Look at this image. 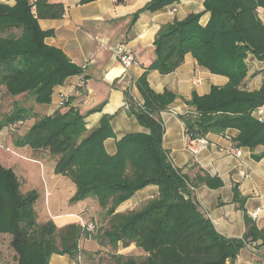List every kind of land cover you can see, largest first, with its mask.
I'll return each instance as SVG.
<instances>
[{
	"label": "trees",
	"instance_id": "obj_1",
	"mask_svg": "<svg viewBox=\"0 0 264 264\" xmlns=\"http://www.w3.org/2000/svg\"><path fill=\"white\" fill-rule=\"evenodd\" d=\"M14 1L13 6L0 3V88H5L3 96L0 94V132L8 128L14 146L28 147L34 157L55 161V174L76 187L71 203L94 199L105 211L100 222L93 219L88 223L94 224L95 230L80 224L59 228L52 220L41 223L36 210L39 193H24L15 171L0 160V236L11 239L16 264H50L54 255L76 259L83 255L92 264H227L236 260L246 244L264 248V229H258L251 219L247 218L243 239H228L202 214L191 188H220L222 182L204 175L199 184H191L172 165L163 148L160 113L177 97L154 92L148 81L151 71L171 74L192 54L200 67L227 77L229 84L212 87L205 96L194 93L185 101L194 110L182 116L188 139L235 129L239 131L238 148L264 149V122L255 114L264 105V84L259 91H249L246 84L248 56L264 60V24L258 15L264 10V0H203L205 13L210 14L207 26L200 24L201 13L160 28L154 41L156 60L136 82L138 96L125 92L129 114L149 134L124 136L113 156L104 146L114 135L112 117L104 116L99 126L89 131L86 116L69 102L64 104L65 111L51 116L38 115L28 106V102L51 104L54 90L69 78L83 75L84 70L63 51L46 44L52 33L39 24L41 20L62 19L64 4ZM94 1L82 0L81 4ZM177 1L152 0L132 22L136 23L141 12L155 13ZM6 103L10 108L4 111ZM27 122L33 124L22 134ZM263 157L264 150L254 155L256 160ZM148 187L157 188L151 199L136 210L118 213L122 204ZM235 201L243 206L237 188ZM82 238L96 240L100 249L81 251ZM120 243L124 248L135 245L145 255L118 254ZM108 248L107 259H97Z\"/></svg>",
	"mask_w": 264,
	"mask_h": 264
},
{
	"label": "crops",
	"instance_id": "obj_2",
	"mask_svg": "<svg viewBox=\"0 0 264 264\" xmlns=\"http://www.w3.org/2000/svg\"><path fill=\"white\" fill-rule=\"evenodd\" d=\"M36 1L31 0L32 3ZM49 1L64 4L66 14L59 20L39 22L43 31L52 33L45 42L63 51L84 73L69 78L64 85L57 87L51 104H27L33 107L36 114L51 116L58 110L65 111L64 104L69 102L86 116L89 131L98 127L104 116L112 117L114 135L105 141L104 146L106 152L113 156L117 153V142L124 136L149 134L129 114L125 92L131 90L138 96L136 82L156 60L154 41L157 32L164 25L182 22L192 14L201 13L200 24L205 27L210 14L205 13L203 0H178L155 13L141 12L136 23H133L134 15L152 0H97L88 4H81L82 0ZM5 3L15 5L14 0H6ZM174 9L177 10L175 13ZM258 15L264 24V10H259ZM120 44L128 45L135 55L136 62L127 71L114 54ZM246 62L248 90L259 91L264 84V60L249 55ZM148 81L154 92H170L177 97L167 110L160 113L164 126L163 148L172 165L191 184H199L204 175L222 182L220 188L199 185L193 192V198L205 218L212 222L221 236L228 239H243L247 232V218L263 230L264 157L256 160L254 155L261 154L264 149L252 152L249 148L240 147L243 155L235 157L232 151L238 148L239 131L229 129L225 133H209L205 137L208 146L200 154L193 155L188 150V136L182 116L193 114L194 110L185 101L191 100L194 93L205 96L212 87L224 88L229 84V79L200 67L194 56L187 54L177 71L167 75L151 71ZM4 92L5 88L1 87L0 94ZM64 97L67 101H63ZM21 100L25 101L24 96ZM32 124L27 122L23 126H28L27 131ZM0 160L4 167L15 171L24 193H39L36 210L41 223L52 220L61 228L70 224L83 227L93 219L98 221V214L92 211L96 206L95 200L86 199L71 206L69 201L76 193L75 185L68 178L55 174V161L46 156L34 157L28 147L14 146L8 128L0 132ZM235 188L244 199L243 206L235 201ZM156 193V187H148L122 204L118 212L136 210ZM79 248L94 253L100 249V245L96 240L82 238ZM82 260L83 255L77 259L54 255L50 264H84ZM227 264H264V248L260 244L255 248L248 245L233 263Z\"/></svg>",
	"mask_w": 264,
	"mask_h": 264
},
{
	"label": "built area",
	"instance_id": "obj_3",
	"mask_svg": "<svg viewBox=\"0 0 264 264\" xmlns=\"http://www.w3.org/2000/svg\"><path fill=\"white\" fill-rule=\"evenodd\" d=\"M6 0H0V3H5ZM177 10L174 9L173 12L175 13ZM115 57L120 61L124 69L127 71L130 69L136 62L135 55L130 47L126 44H120L114 51ZM131 91V90H128ZM136 100V97H134ZM63 101H67L65 97L63 98ZM256 116L260 120V122H264V105L262 107H259L256 111ZM208 146V141L206 140L205 137H200L196 138L193 140L188 139V150L193 154V155H198L202 151H204ZM232 154L240 158L243 155V150L241 148H236L235 150L232 151ZM191 190L194 192L195 188H191ZM88 226L89 230H95V225L94 224H84L83 227L86 228ZM252 246L255 248L257 245L256 244H246V246Z\"/></svg>",
	"mask_w": 264,
	"mask_h": 264
},
{
	"label": "rangeland",
	"instance_id": "obj_4",
	"mask_svg": "<svg viewBox=\"0 0 264 264\" xmlns=\"http://www.w3.org/2000/svg\"><path fill=\"white\" fill-rule=\"evenodd\" d=\"M8 107L10 108V104L8 105V103H6L3 105L2 108L4 111H7ZM22 127H23L22 128V134H24L26 129L28 128V126H25V127L22 126ZM87 203L91 204L93 202H87ZM95 203H96V206H94V209L92 211H96V213L98 214L97 215L98 222H100V220H101L100 214L105 213V211L99 207V205L96 201H95ZM69 204L71 206H74L78 203L73 204L69 201ZM118 213H125V212H118ZM10 240L11 239L8 236L7 237L6 236H0V262L2 264H16V256H15V252L12 250V248L10 246ZM110 250H111V248L110 249L108 248L107 250H105V252H103L102 255L98 256L97 259H100V258L107 259L106 251H110ZM117 253L123 254V255H131L134 257H138V258H141L144 255V252L141 249L137 248L136 246L134 247L133 245H131L127 248H124L121 243L119 244V249H118ZM82 263L92 264L89 261L87 262L85 259L82 260Z\"/></svg>",
	"mask_w": 264,
	"mask_h": 264
}]
</instances>
